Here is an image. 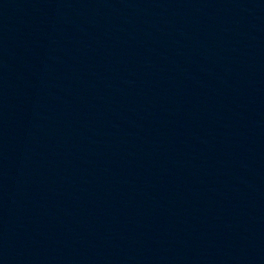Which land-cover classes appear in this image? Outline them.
Instances as JSON below:
<instances>
[{"label": "water", "instance_id": "water-1", "mask_svg": "<svg viewBox=\"0 0 264 264\" xmlns=\"http://www.w3.org/2000/svg\"><path fill=\"white\" fill-rule=\"evenodd\" d=\"M0 264H25L0 133Z\"/></svg>", "mask_w": 264, "mask_h": 264}]
</instances>
